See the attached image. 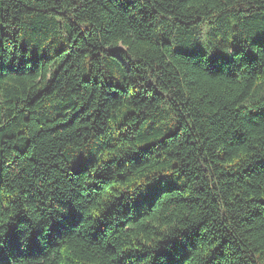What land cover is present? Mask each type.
<instances>
[{"label": "trees", "instance_id": "1", "mask_svg": "<svg viewBox=\"0 0 264 264\" xmlns=\"http://www.w3.org/2000/svg\"><path fill=\"white\" fill-rule=\"evenodd\" d=\"M0 264H264V0H0Z\"/></svg>", "mask_w": 264, "mask_h": 264}]
</instances>
